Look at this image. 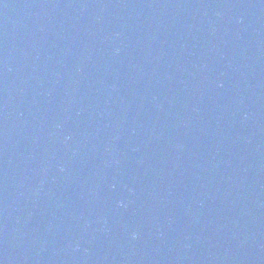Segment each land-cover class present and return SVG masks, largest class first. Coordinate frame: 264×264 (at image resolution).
Masks as SVG:
<instances>
[{"label": "water", "instance_id": "water-1", "mask_svg": "<svg viewBox=\"0 0 264 264\" xmlns=\"http://www.w3.org/2000/svg\"><path fill=\"white\" fill-rule=\"evenodd\" d=\"M0 264H264V0H0Z\"/></svg>", "mask_w": 264, "mask_h": 264}]
</instances>
